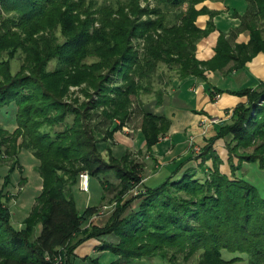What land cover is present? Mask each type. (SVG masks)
<instances>
[{
  "label": "trees",
  "instance_id": "obj_1",
  "mask_svg": "<svg viewBox=\"0 0 264 264\" xmlns=\"http://www.w3.org/2000/svg\"><path fill=\"white\" fill-rule=\"evenodd\" d=\"M140 1L0 0V110L12 108L15 121L13 131L5 126L11 117L0 122V167L9 162L0 188V264H72L75 249L91 238L100 240L99 250L114 254L106 264L157 256L174 263L180 253L187 258L198 250V264H264V194L236 175L244 163L264 170V80L251 78L226 90L247 98L232 110V121L220 123L198 154L190 146L174 158L154 185H145L142 164L127 151L115 155L110 141L122 125L115 119L123 123L128 116L130 96L150 92L163 65L186 83L203 80L213 101L224 93L213 90L205 72L230 64V71L242 69L264 52V0H223L229 18L240 21L235 29L220 12L195 7L205 0H153L152 7ZM169 8L177 9L175 21L163 12ZM202 14L209 15L204 28L196 24ZM245 30L248 41L237 43V33ZM215 31L213 55L200 59L201 40ZM133 39L143 45L136 47ZM19 55L13 72L11 62ZM82 85L80 100L70 90ZM157 91L159 106L164 91ZM170 123L165 113L143 114L146 151ZM219 139L226 141L234 178L219 170L222 160L214 150ZM23 149L38 160L34 169L42 188L18 231L8 205L15 195L4 188L12 171L21 169ZM193 159H201L198 169L182 171ZM82 172L99 178L103 199L108 192L116 201L103 226L90 223L98 206L76 208L73 187ZM110 172L116 184L108 180Z\"/></svg>",
  "mask_w": 264,
  "mask_h": 264
},
{
  "label": "rangeland",
  "instance_id": "obj_2",
  "mask_svg": "<svg viewBox=\"0 0 264 264\" xmlns=\"http://www.w3.org/2000/svg\"><path fill=\"white\" fill-rule=\"evenodd\" d=\"M96 1L98 3H105V2H107V3L112 2L113 3V2H116L117 0H96ZM205 1L206 2H212V3L220 2V3H223L225 5L223 0H205ZM205 1L197 3L195 5V7L197 9H200L202 6H206ZM140 4H141V7H144L147 4H149V6L152 7V6H154V1L153 0H142V1H140ZM208 9L211 11L219 12L215 9L214 10L210 9V8H208ZM176 11H177V9H174V8H169V9L163 10V12H166V17L170 21L176 20L174 18V16L176 15L175 14ZM227 11H228L227 17H230L229 9H227ZM202 15H205V16L207 15L208 16L207 20H208V18H209L208 14H202ZM200 16L201 15H199L197 17V20ZM205 16L202 18L200 17L199 20H203V18H205ZM144 18H145V16H144ZM197 20H196V24H197ZM231 22H234V25H235V27H233V29L239 28V26L237 25L240 22L239 19H231ZM96 25H98V24L96 23ZM238 34L239 33H237V35ZM213 38H214L213 34H211L208 37H205L204 39L201 40V41H203L202 45L203 44L207 45V43L210 41H212V42L216 41ZM138 42H140V46L143 45L142 40L139 39L137 41V40L133 39V44H135L136 47H137ZM197 51H196V54H197ZM21 56H23V55H19L16 59L12 60L11 68H12L13 72H16L19 69V66H20L21 61H22ZM51 64H54V62H52ZM50 67L53 68V65H50ZM160 71H162L163 73H161ZM160 71L156 72V74L153 77L152 85H149L151 87L150 92L141 93L139 96H137V95H131L130 96L131 103L128 107V116L123 123H122L121 119H119V118L115 119L117 121V124H119V125L122 124V125L114 133V135L112 136V138L110 140L113 142L112 150H113L115 155H117V156L124 155L127 151L131 154L132 158H135L136 161H138L140 164H142V166H143L142 176L144 178V183L147 186L156 184L158 182V180L163 176L162 173L164 171L166 172L170 167H168L169 165H165L164 167L162 165V167L159 168V170L156 172V170L158 168L155 167V160L150 157L148 151H146V148L144 146H141V144L138 141H136L137 138L138 139L141 138L140 130H141V123H142L143 114L146 111H153L155 113H160L161 107H159V106H161V105H159V106L156 105V97H157V92H158L157 90L164 91V102L165 103L169 102L167 95H170L172 93L174 94L175 85L178 84L179 81H181V80H179V78L177 77L175 72L167 69V67L164 65L160 68ZM158 73H161V76H158ZM218 77H219V74L216 75V79L212 78L213 81L215 82V84H213L209 80H208V82L214 86L216 85V87L218 89L224 91V93H225L227 84L223 79H218ZM248 80H249V76L246 78V80L241 82V85ZM83 86L84 85H82V86H71V90H70L72 93L75 92L74 96H80L81 97L80 100H83V95L81 94V92H79V89ZM246 100H247V98H246ZM178 110H179L178 107H176L174 105L170 106L169 104H167L165 106L164 113L171 120V117H173L172 116L173 113L175 115L180 114ZM225 116L226 115H223L221 118L219 117L220 118L219 124L232 121L231 116H229V118H226ZM9 117H11L12 120L5 124V122L7 121L6 118H9ZM0 122L4 123L9 131L14 130L13 127L15 126V121H14V111L12 108H7L6 111L0 110ZM163 136L164 135H161L160 138ZM126 138H127V141H125ZM206 140L207 139L203 140L202 142L200 141L199 143H196L193 135L191 137H189V142L191 144L190 146L192 147L191 150H192V153L194 155H196L200 152L201 147L204 146L205 143L207 142ZM155 145H156L157 150L160 149L161 154L166 153L169 149V146H170L167 143H165L164 141H158L157 144H155ZM214 150L217 153V155L220 157V159L222 160L219 163V170L221 171V173L226 174V175L230 176L231 178H234V176L232 175V172H231L232 168H231V165L229 162L230 160H229V153H228L226 141L224 139L217 140L214 143ZM21 151L22 150L19 151L18 155L20 154ZM20 155H21V157L19 159V163H20L21 169L16 168L12 171V173L10 174V183L4 188V190L6 192L12 194V195H15V197L17 196L16 195L17 192L21 193V195H22L21 200L26 199L27 204L32 205V203L36 199V198L34 199V197H35L36 193L39 191V188H40L42 183L39 179L40 177L38 176V173L34 169L33 164L31 162H29V159L27 158V156H29V157L32 156L33 158H35L32 155V153L29 152L28 150L23 149V152ZM102 155L104 157H106V153H103ZM156 155H158V153H156V154L154 153V156H156ZM18 158H19V156H18ZM234 160H235V164H237V158H235ZM33 161H35V160L33 159ZM200 162H201V159H193L191 162H189L187 165L184 166L182 171L188 169L189 167H193V168L198 169ZM207 164H211L210 159L207 161ZM8 169H9V162H4L3 166L0 167V178H1L0 179V188H2L4 177L7 174ZM160 170L162 172L161 175H159L160 173H158ZM197 171H198L200 176H203V173L200 170H197ZM108 175L109 176H107V178L110 182L115 183V184L118 182V179L115 177L113 172H110ZM236 175H237V177H243L244 179L248 180L249 182L255 184L257 186L259 192L261 194H264V170L259 169L256 166V164L254 165V164H250V163H244L240 169L236 170ZM89 180H90V186H89V190L87 192L81 191L82 190L81 188L79 189L80 180H79V183L76 184L77 186L75 185L73 187V192H75L74 193V199H75V203H76V208L78 211L81 212L83 209H85L86 205H88V204H90L92 206H98V208H99L98 210H103L104 206L108 207L107 209H104V211L100 215V216H103L101 219L95 220L97 217H99V216H96L95 219H93L90 222L92 224H95V221L100 222L99 223V224H101L100 226H103L109 220L108 219L106 221V223H103V221H105L109 217L108 214L112 213L113 208L116 206V201H115V199L112 202L110 201L113 198V195L108 193V192L106 193V198L103 199L101 197L102 196V190H101V185L99 183L98 177H91L90 176ZM7 187H8V189H10V191H7ZM75 187H76V190L74 191ZM141 187H139V189ZM139 189H136V191H138ZM131 195H132V193L127 195L126 198L130 197ZM126 198H124L121 201V203H123L126 200ZM12 200H14V199H12ZM12 200H10L9 202L11 203ZM12 204H14V203H12ZM96 224L98 225V223H96ZM105 238L110 240L112 237L106 236ZM88 240H86V241H88ZM94 240H96V239H93L92 241L85 243L84 247L94 244ZM200 252L201 251L198 250L195 253H193L192 255L188 256L187 258H185L184 253H180L177 256L178 257L177 262H174V263L168 261L167 259H163V258L157 256V257H152V258H150V257L136 258L132 261L131 264H198ZM224 256L228 257L229 255L224 254ZM95 258H97V257H95ZM114 259H115L114 254L108 251L107 254L100 257V262L103 264H106V263H108ZM60 264H61V262H60ZM88 264H90V263H88ZM233 264H247V263L244 260V261H240V262L233 263Z\"/></svg>",
  "mask_w": 264,
  "mask_h": 264
},
{
  "label": "crops",
  "instance_id": "obj_3",
  "mask_svg": "<svg viewBox=\"0 0 264 264\" xmlns=\"http://www.w3.org/2000/svg\"><path fill=\"white\" fill-rule=\"evenodd\" d=\"M205 4L210 9H215L220 12V17L223 19V21L226 23L230 22L231 19L227 17V7L220 2L212 3V2H206ZM205 15H201L200 17H204ZM200 17L197 20V25L201 28H204L206 21H207V15L203 20H199ZM229 18V19H228ZM236 24V23H235ZM213 39L216 40V37L218 36V31H215L212 33ZM249 39V31L245 30L243 32H240L235 41L237 43H246ZM203 41L199 44V49H197V56L200 59H205L213 55V47L215 45V41L208 42L207 45L203 44ZM200 50V51H199ZM231 66V64L226 67L223 71H206L205 75L209 81H211L213 84L215 82L212 78L216 79V75L219 74L218 79H223L226 84V90H234L241 88L245 83L241 85V82L246 80V78L249 76V80L251 78H255L258 80H264V52L258 53L251 61L246 63V66L242 69H233L232 71L228 70V68ZM248 80V81H249ZM225 84V83H224ZM213 90H215L217 87L216 85H212ZM205 82L199 78L193 79L192 83H186L185 81H179L178 84L175 85L174 94L167 95L169 102L162 103L161 106V112L164 113L165 106L169 104L170 106L174 105L179 108V115L172 114L173 117H171V123L169 126V129L166 134H164L163 137L159 138V141H164L169 146V149L166 153L161 154L160 149L157 150L156 145L151 148V150L148 152L150 157L152 159H156L155 161V167L157 166H165L171 163V161L174 158L180 157L184 154H186L187 150L190 148V142L189 137L193 135L194 140L196 143L202 142L203 140L209 138L210 136L214 135L216 133V128L219 125V119L226 115V118H229L230 114L232 113V110L234 107L241 102L246 101L245 96H237L230 93H221L219 98H215V101H213L208 93L206 92ZM203 111L204 113H195L194 111ZM227 113V114H226ZM220 117V118H219ZM214 118L217 120L213 121ZM140 137V136H139ZM127 141V138L125 139ZM141 146L145 147V142L142 140V138H137V140ZM192 143V142H191ZM23 152V150L20 152V154ZM25 153V152H24ZM154 153H158V155L154 156ZM19 156V159L21 155ZM29 159V162L33 164V166L38 164V160L36 158H33L32 156H27ZM33 159L35 161H33ZM39 176V174H38ZM40 177V176H39ZM1 179V178H0ZM41 183L42 180L39 178ZM77 186V185H76ZM89 186H90V180H89ZM42 188V184L39 188V191L36 193L34 199L40 194ZM80 189V186H79ZM76 190V187L74 191ZM89 190V189H88ZM87 190V191H88ZM102 190V187H101ZM7 191H10L7 187ZM83 192H87L84 190H81ZM4 192H6L4 190ZM75 193V192H74ZM17 196L12 200V202H9V209H10V223L16 230H22L25 228L24 225V219L28 216L29 211L32 209V206L35 203H32V205H28L26 202V199L21 200V193L17 192ZM14 203V204H12ZM11 205V206H10ZM92 206L90 204L86 205ZM109 217L111 216V213L108 214ZM96 216H92L91 221L95 219ZM103 216L97 217V219H101ZM109 217L103 221V223H106V221L109 219ZM100 222H96L95 224ZM41 230V224H38L36 227V234H39ZM92 238L88 241L82 243L79 245L75 251H74V258L72 260V264H88L90 263L89 260L84 259L85 257H97L100 261V257L104 256L108 253L107 250H98V245L100 240H94V244L85 246V243L92 241ZM84 247V248H83ZM101 263V262H100ZM103 264V263H101Z\"/></svg>",
  "mask_w": 264,
  "mask_h": 264
},
{
  "label": "built area",
  "instance_id": "obj_4",
  "mask_svg": "<svg viewBox=\"0 0 264 264\" xmlns=\"http://www.w3.org/2000/svg\"><path fill=\"white\" fill-rule=\"evenodd\" d=\"M220 94L216 93L214 98H219ZM217 120L216 118H214L213 121ZM79 180H80V188L84 191H87L89 189V175L87 172H82L79 176ZM108 207L104 206L103 210H98L97 213L94 214V216H100L102 214V212L104 211V209H107Z\"/></svg>",
  "mask_w": 264,
  "mask_h": 264
}]
</instances>
